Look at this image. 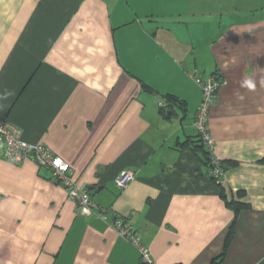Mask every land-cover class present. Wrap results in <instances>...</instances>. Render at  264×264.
<instances>
[{
  "label": "crops",
  "instance_id": "0c3cea01",
  "mask_svg": "<svg viewBox=\"0 0 264 264\" xmlns=\"http://www.w3.org/2000/svg\"><path fill=\"white\" fill-rule=\"evenodd\" d=\"M196 74L224 81L209 115L223 187L191 147ZM0 118L97 204L81 215L51 168L0 158V264H138L117 217L155 264H211L233 224L217 264H264V0H0Z\"/></svg>",
  "mask_w": 264,
  "mask_h": 264
},
{
  "label": "built area",
  "instance_id": "2783aa9c",
  "mask_svg": "<svg viewBox=\"0 0 264 264\" xmlns=\"http://www.w3.org/2000/svg\"><path fill=\"white\" fill-rule=\"evenodd\" d=\"M194 79L202 90V99L195 115L194 124L202 143L212 156L210 174L216 178L217 182H224L226 178L225 165L223 159L214 150L215 139L209 127L210 109L215 103L224 81L216 75L202 77L196 74ZM165 104V100L160 101L161 106ZM0 158L14 163H22L31 159L40 166L51 168L54 178L60 180L67 187L69 198L76 203L79 214L91 215L97 209V204L93 201L91 194L81 189L72 177L70 163L46 144L25 139L19 126L7 118H0ZM134 177L133 173L124 171L117 178V184L124 187ZM111 225L120 236L126 238L138 250L140 255L138 264H155L150 249L143 243L141 235L133 225L124 218L118 217L112 221Z\"/></svg>",
  "mask_w": 264,
  "mask_h": 264
},
{
  "label": "trees",
  "instance_id": "16d2710c",
  "mask_svg": "<svg viewBox=\"0 0 264 264\" xmlns=\"http://www.w3.org/2000/svg\"><path fill=\"white\" fill-rule=\"evenodd\" d=\"M172 99H177L176 97L174 96H169V100L172 101ZM178 100V99H177ZM162 107V110H165V107L164 106H161ZM197 137L198 139L196 140H193L191 143V147L193 148L194 151H196L197 153H200L201 156H202V159L204 160L205 164L207 165L208 167V172L210 173V170H211V166H212V156H211V153L205 148L204 144L202 143L199 135L197 134ZM191 141V140H190ZM224 165H225V169H226V162L225 160H222ZM212 177V179L214 181H216V178L211 174L210 175ZM217 182V181H216ZM220 186L223 187L224 185V182H217ZM229 205L233 206L234 210H235V213L238 214V211L244 207L245 205L247 206V204L245 203H241L239 204L238 202L234 201V200H231V201H228ZM234 224L231 226L230 228V231L228 233V236H227V239H226V244H225V247H224V250L222 252V254L213 259L212 263L211 264H217L219 261V259H221L222 257H224L226 255V252L229 248V245L234 237V232H235V229H234Z\"/></svg>",
  "mask_w": 264,
  "mask_h": 264
},
{
  "label": "clouds",
  "instance_id": "9594fccd",
  "mask_svg": "<svg viewBox=\"0 0 264 264\" xmlns=\"http://www.w3.org/2000/svg\"><path fill=\"white\" fill-rule=\"evenodd\" d=\"M242 87L247 88L249 90H254L255 89V84L251 79H245L242 81L241 84Z\"/></svg>",
  "mask_w": 264,
  "mask_h": 264
}]
</instances>
